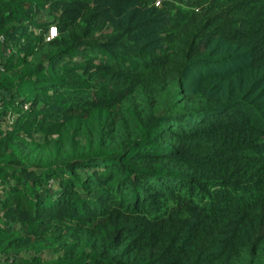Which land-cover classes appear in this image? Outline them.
Wrapping results in <instances>:
<instances>
[{
	"label": "trees",
	"instance_id": "obj_1",
	"mask_svg": "<svg viewBox=\"0 0 264 264\" xmlns=\"http://www.w3.org/2000/svg\"><path fill=\"white\" fill-rule=\"evenodd\" d=\"M0 264H264V0H0Z\"/></svg>",
	"mask_w": 264,
	"mask_h": 264
},
{
	"label": "built area",
	"instance_id": "obj_2",
	"mask_svg": "<svg viewBox=\"0 0 264 264\" xmlns=\"http://www.w3.org/2000/svg\"><path fill=\"white\" fill-rule=\"evenodd\" d=\"M55 33V27L53 25L49 26L47 29V35L45 36L48 38L49 36L53 35Z\"/></svg>",
	"mask_w": 264,
	"mask_h": 264
}]
</instances>
